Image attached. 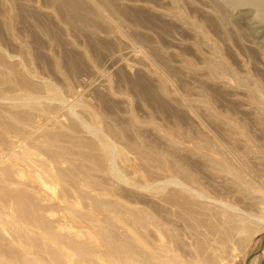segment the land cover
<instances>
[{
    "label": "rangeland",
    "instance_id": "obj_1",
    "mask_svg": "<svg viewBox=\"0 0 264 264\" xmlns=\"http://www.w3.org/2000/svg\"><path fill=\"white\" fill-rule=\"evenodd\" d=\"M79 1L0 0V264H261L264 0Z\"/></svg>",
    "mask_w": 264,
    "mask_h": 264
},
{
    "label": "bare ground",
    "instance_id": "obj_2",
    "mask_svg": "<svg viewBox=\"0 0 264 264\" xmlns=\"http://www.w3.org/2000/svg\"><path fill=\"white\" fill-rule=\"evenodd\" d=\"M59 1L62 3V5L67 7V13L71 19L75 21L76 18H78L81 22L84 23L87 22L86 14L88 13L89 9L87 11V9H85L86 7L84 6V4H82L79 0H59ZM227 1L231 5H236L237 3L240 2V0H227ZM244 1L252 4H256L258 2L256 0H244ZM68 10H74L78 16L75 13H72L70 15L71 12H69ZM89 12L91 13V11ZM260 18L264 21V13H260Z\"/></svg>",
    "mask_w": 264,
    "mask_h": 264
},
{
    "label": "crops",
    "instance_id": "obj_3",
    "mask_svg": "<svg viewBox=\"0 0 264 264\" xmlns=\"http://www.w3.org/2000/svg\"><path fill=\"white\" fill-rule=\"evenodd\" d=\"M245 264H249V263H248V260H247V261H245Z\"/></svg>",
    "mask_w": 264,
    "mask_h": 264
},
{
    "label": "water",
    "instance_id": "obj_4",
    "mask_svg": "<svg viewBox=\"0 0 264 264\" xmlns=\"http://www.w3.org/2000/svg\"><path fill=\"white\" fill-rule=\"evenodd\" d=\"M263 263H264V259L262 260L261 264H263Z\"/></svg>",
    "mask_w": 264,
    "mask_h": 264
}]
</instances>
